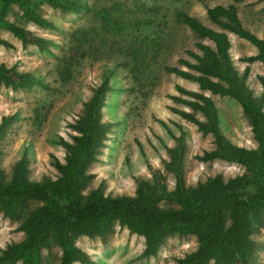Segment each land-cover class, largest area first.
I'll return each instance as SVG.
<instances>
[{"label":"rangeland","instance_id":"obj_1","mask_svg":"<svg viewBox=\"0 0 264 264\" xmlns=\"http://www.w3.org/2000/svg\"><path fill=\"white\" fill-rule=\"evenodd\" d=\"M81 1L87 11L64 12L41 4L38 13L53 25L48 29L26 21L16 6L9 10L7 20L23 25L34 37L51 42L45 49L33 44L23 47L11 33L0 28V38L12 46L0 45V64L33 77L23 88L13 89L0 83V123L3 118L9 120L0 138L1 180L11 178L14 165L24 153L29 161L30 181H40L45 176L55 179L58 172L52 162L57 159L64 163L66 155L61 142L72 141L76 135L73 126L104 79H108L110 87L101 109V122L107 124V132L97 162L87 170L93 178L83 193L102 185L105 195L134 196L139 180H163L167 190L172 191L175 176L166 167L170 161L168 150L177 146L180 137L185 146V186L194 187L215 175L228 180L242 174L244 167L236 163L196 159L215 147L214 139L211 134L202 135L195 125L174 113L172 109L190 110L170 97L181 96L176 86L210 97L218 110L220 129L230 143L256 149L241 106L231 98L202 92L197 83L165 68L187 70L179 63L181 59L192 62L187 51L199 53L197 43L213 46L191 32L181 22V14L219 30L208 20L206 8L234 4L242 26L263 39L264 1ZM228 38L235 69L239 75L246 70L247 86L254 95H261L264 65L243 61L256 55V48L231 33ZM21 216L22 213L9 219L0 211V254L7 245L24 239ZM252 238L259 248L252 264H264V225ZM74 242L91 264H177L198 244L193 235H173L156 254L145 256V238L118 224L104 241L79 236ZM61 253L57 246L43 250L45 264H60Z\"/></svg>","mask_w":264,"mask_h":264},{"label":"trees","instance_id":"obj_2","mask_svg":"<svg viewBox=\"0 0 264 264\" xmlns=\"http://www.w3.org/2000/svg\"><path fill=\"white\" fill-rule=\"evenodd\" d=\"M43 3L64 12L88 10L81 0H0V28L11 33L23 47L33 44L45 49L50 41L34 37L23 25L6 19L9 10L16 6L26 21L41 28H52L53 25L38 13ZM206 14L219 30L186 14H181V22L213 46L197 43L199 53L187 51L192 62L179 60L187 70L178 67L165 70L197 83L202 92L238 102L257 148L246 149L230 143L220 129L215 103L203 93L176 86L177 92L186 98L171 96L170 99L185 105L190 112L172 111L195 125L202 135H212L215 147L196 156L197 160L232 162L244 167L245 171L228 180L215 175L194 187L185 186L182 176L185 146L180 137L177 146L168 150L170 161L166 167L175 176L172 191L167 190L163 180H139L134 196L105 195L102 185L83 193L93 178L87 170L97 162L107 132V124L101 122V109L110 87L108 79H104L73 126L76 135L72 136V141L61 142L66 155L64 163L57 159L52 162L58 172L55 179L45 176L40 181H30L26 153L14 165L8 181L0 178V211L9 219H16L22 213L20 229L24 232L21 242L11 243L2 251L0 264H45L42 251L52 246L61 249L60 264H91L75 246V239L87 236L104 241L117 224L145 238V256L156 254L170 236L193 235L198 243L196 250L179 259L177 264L255 262L259 248L252 236L264 225V79H260L261 95H254L246 84L247 71L239 75L232 63L228 33L256 48V55L243 61H258L263 65L264 38L242 26L234 4L208 7ZM0 45L12 47L2 38ZM32 81L29 74H20L0 64V83L4 86L23 88ZM8 121L3 118L0 123V138Z\"/></svg>","mask_w":264,"mask_h":264}]
</instances>
